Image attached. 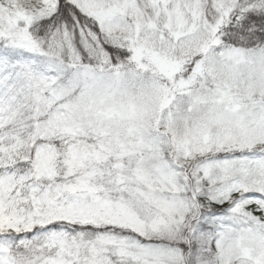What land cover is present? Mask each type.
I'll return each mask as SVG.
<instances>
[{"label": "snow or ice", "instance_id": "6c2138e0", "mask_svg": "<svg viewBox=\"0 0 264 264\" xmlns=\"http://www.w3.org/2000/svg\"><path fill=\"white\" fill-rule=\"evenodd\" d=\"M0 264H264V0H0Z\"/></svg>", "mask_w": 264, "mask_h": 264}]
</instances>
